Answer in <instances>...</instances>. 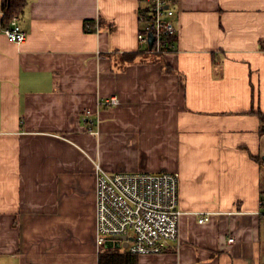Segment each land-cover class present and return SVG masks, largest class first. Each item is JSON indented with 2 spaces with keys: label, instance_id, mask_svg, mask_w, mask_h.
<instances>
[{
  "label": "crops",
  "instance_id": "0c3cea01",
  "mask_svg": "<svg viewBox=\"0 0 264 264\" xmlns=\"http://www.w3.org/2000/svg\"><path fill=\"white\" fill-rule=\"evenodd\" d=\"M4 4L0 264H264V0H178L177 49L160 59L139 54L138 0H28L21 45ZM97 163L180 174L178 247L107 258Z\"/></svg>",
  "mask_w": 264,
  "mask_h": 264
},
{
  "label": "built area",
  "instance_id": "2783aa9c",
  "mask_svg": "<svg viewBox=\"0 0 264 264\" xmlns=\"http://www.w3.org/2000/svg\"><path fill=\"white\" fill-rule=\"evenodd\" d=\"M141 24L138 40L140 52L163 56L177 49L178 0H138ZM2 32L14 43L21 45L27 34L14 18ZM115 96L100 102V106H115ZM87 131L98 133V122L92 112L84 113ZM97 244H120L129 253L157 255L179 246L180 222L184 212L180 209V174L178 172H110L96 164ZM260 214L264 216V190L260 200ZM199 223L208 222L212 214L200 213ZM234 241L233 238L230 239ZM127 244V247L125 245Z\"/></svg>",
  "mask_w": 264,
  "mask_h": 264
},
{
  "label": "trees",
  "instance_id": "16d2710c",
  "mask_svg": "<svg viewBox=\"0 0 264 264\" xmlns=\"http://www.w3.org/2000/svg\"><path fill=\"white\" fill-rule=\"evenodd\" d=\"M27 5H28V0H5L3 25L7 26L11 23V21L14 18H20L21 15L23 13H25ZM85 30L87 32H93V33L98 31V28L96 26L95 21H91V20L85 21ZM177 37H178V35L175 37L174 41H177ZM139 54H143V53L140 52ZM139 54H129L128 56L135 58ZM128 56L126 55L127 58H131ZM161 57L162 56H157L155 58L160 59ZM155 61H157V60H155ZM260 117H261V121H262V132H264V114H260ZM260 162H261V165L264 166V160H260ZM120 250L121 249H119V248H108L106 251L111 252L112 255H111V257H107V258H110V259L113 258V256L116 253L121 252ZM111 260H112V262H110L109 264H115L114 261L116 259H111ZM103 264H104V261H103ZM105 264H108V263H105Z\"/></svg>",
  "mask_w": 264,
  "mask_h": 264
},
{
  "label": "water",
  "instance_id": "95a60500",
  "mask_svg": "<svg viewBox=\"0 0 264 264\" xmlns=\"http://www.w3.org/2000/svg\"><path fill=\"white\" fill-rule=\"evenodd\" d=\"M107 248H121V245L120 244H113L112 242H109L107 245H106ZM125 247H127V244L125 245Z\"/></svg>",
  "mask_w": 264,
  "mask_h": 264
},
{
  "label": "rangeland",
  "instance_id": "374dc122",
  "mask_svg": "<svg viewBox=\"0 0 264 264\" xmlns=\"http://www.w3.org/2000/svg\"><path fill=\"white\" fill-rule=\"evenodd\" d=\"M21 26V25H20ZM24 31V30H23ZM25 32V31H24Z\"/></svg>",
  "mask_w": 264,
  "mask_h": 264
}]
</instances>
